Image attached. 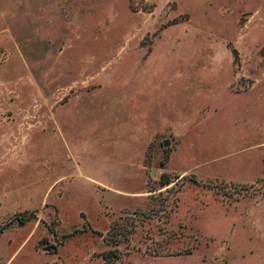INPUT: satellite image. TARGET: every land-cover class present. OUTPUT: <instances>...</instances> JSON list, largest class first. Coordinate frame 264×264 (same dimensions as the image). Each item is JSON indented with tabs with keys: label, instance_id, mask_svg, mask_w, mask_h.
<instances>
[{
	"label": "rangeland",
	"instance_id": "rangeland-1",
	"mask_svg": "<svg viewBox=\"0 0 264 264\" xmlns=\"http://www.w3.org/2000/svg\"><path fill=\"white\" fill-rule=\"evenodd\" d=\"M2 226L0 264H264V0H0Z\"/></svg>",
	"mask_w": 264,
	"mask_h": 264
},
{
	"label": "trees",
	"instance_id": "trees-1",
	"mask_svg": "<svg viewBox=\"0 0 264 264\" xmlns=\"http://www.w3.org/2000/svg\"><path fill=\"white\" fill-rule=\"evenodd\" d=\"M170 182H168V180L166 182H164L163 184H169ZM24 221L21 220V223H23ZM4 229V226L0 227V231H2ZM1 233V232H0Z\"/></svg>",
	"mask_w": 264,
	"mask_h": 264
},
{
	"label": "water",
	"instance_id": "water-1",
	"mask_svg": "<svg viewBox=\"0 0 264 264\" xmlns=\"http://www.w3.org/2000/svg\"><path fill=\"white\" fill-rule=\"evenodd\" d=\"M163 146H164V147H167V146H168V142H167V141H164V142H163Z\"/></svg>",
	"mask_w": 264,
	"mask_h": 264
}]
</instances>
